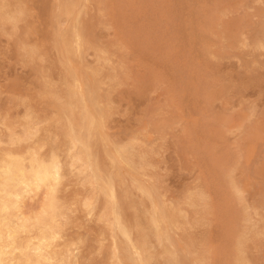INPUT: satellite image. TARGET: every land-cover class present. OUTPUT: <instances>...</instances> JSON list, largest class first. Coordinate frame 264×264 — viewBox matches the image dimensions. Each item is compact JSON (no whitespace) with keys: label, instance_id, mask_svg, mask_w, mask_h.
Segmentation results:
<instances>
[{"label":"rangeland","instance_id":"obj_1","mask_svg":"<svg viewBox=\"0 0 264 264\" xmlns=\"http://www.w3.org/2000/svg\"><path fill=\"white\" fill-rule=\"evenodd\" d=\"M62 1L24 0L27 17L0 25V148L51 150L54 108L40 83L60 86L66 69L54 37L80 14L90 44L69 64L79 78L99 71L107 147L133 139L146 155L136 177L152 199L177 209L170 233L180 256L187 264H232L242 237L249 264H264V0H75L76 11L59 16ZM28 46L39 49L34 60ZM28 115L35 135L10 144ZM125 182L150 210L133 177ZM90 191L67 170L61 243L70 244L73 264H112L113 239L98 220L104 202L89 214L83 205ZM43 199L27 197L24 209Z\"/></svg>","mask_w":264,"mask_h":264},{"label":"bare ground","instance_id":"obj_2","mask_svg":"<svg viewBox=\"0 0 264 264\" xmlns=\"http://www.w3.org/2000/svg\"><path fill=\"white\" fill-rule=\"evenodd\" d=\"M14 1L0 0V25H15L27 17L24 0ZM77 7V1L63 0L59 16L72 15ZM75 19L76 23L54 37L66 69L60 86L48 80L40 83V95L54 108L49 125L54 134L51 150L43 154L33 143L24 150L0 148V264L76 262L70 244L61 243L70 212L61 195L68 169L83 187L91 189L83 202L88 214L99 200L104 202L98 220L106 223L113 239L112 264H187L170 233L178 222L177 209L152 199V189L136 177L145 172L146 155L135 150L133 139L114 144L113 149L107 147V109L101 104L99 71L96 77L81 71L79 78L69 64L76 51L81 55L90 44V25L80 20V14ZM38 52L35 46L25 48L30 60ZM24 120L20 134L9 133L10 144L18 146L35 135L31 116ZM105 158L110 159L113 171H106ZM118 164H124L130 173H124ZM126 175L133 177L143 198L151 199L150 210L123 189ZM38 194L44 195L41 206L24 209L26 198ZM241 238L232 264H249Z\"/></svg>","mask_w":264,"mask_h":264}]
</instances>
